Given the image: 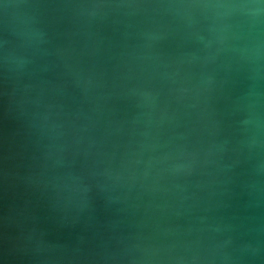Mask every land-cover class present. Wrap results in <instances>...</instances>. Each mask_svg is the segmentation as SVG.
<instances>
[{
	"label": "water",
	"instance_id": "1",
	"mask_svg": "<svg viewBox=\"0 0 264 264\" xmlns=\"http://www.w3.org/2000/svg\"><path fill=\"white\" fill-rule=\"evenodd\" d=\"M0 264H264V0H0Z\"/></svg>",
	"mask_w": 264,
	"mask_h": 264
}]
</instances>
